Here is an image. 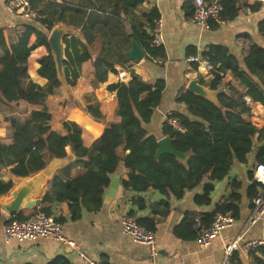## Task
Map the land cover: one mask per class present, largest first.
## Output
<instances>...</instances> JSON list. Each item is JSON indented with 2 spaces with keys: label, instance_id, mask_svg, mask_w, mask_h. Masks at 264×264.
<instances>
[{
  "label": "trees",
  "instance_id": "1",
  "mask_svg": "<svg viewBox=\"0 0 264 264\" xmlns=\"http://www.w3.org/2000/svg\"><path fill=\"white\" fill-rule=\"evenodd\" d=\"M30 1L35 7V0ZM219 1L230 19L238 14L239 0ZM143 2L78 0L70 6V20L80 23L81 33V36L70 34L62 37L65 56L63 70L66 83L72 85L70 92L64 85L56 83L54 77L35 85L27 69L30 52L42 44L46 46L47 53L40 56L38 62L56 74L47 36L54 23L58 19H65L66 14L58 17L54 11L43 15L42 9L37 8L38 16L35 19L39 25L16 18L7 25L10 26V33L15 35L12 40H7L5 36L6 26H0V92L16 105L29 102L28 106L33 108L27 111L24 119L14 115L5 116L11 127L12 140L8 143L0 140V168L10 166L13 173L26 175L43 167L47 157L65 156L67 146L74 152V159L57 168L48 181L42 199L48 205L38 209L45 214H51L50 205L55 201L68 203L73 220L81 216L82 208L92 211L100 209L103 190L109 185L111 175L120 162L126 168V177L121 180L124 189L143 192L152 188L166 197L172 195L181 198L186 191L203 183L202 191L193 198L198 205L211 203L215 181L228 174L234 161H245L248 152L254 147L257 146L256 161L264 162V146L257 145L264 140V126L257 127L247 120L245 115L249 113V107L243 98L247 93L252 100L260 101L264 106V47L252 40L241 60L219 43H209L199 52L215 67L210 78L200 76L199 82L218 90L217 102L188 89L180 90L175 101L183 103L186 111L171 109L161 122V132L171 138L173 147L182 152L189 151L184 157L169 152L156 154L158 138L145 126L162 99L165 82L161 77L147 80L131 72V77L126 81L109 82L107 89L115 92L114 114L117 119L108 121L104 129L103 122L93 120L86 114L89 111L100 118H110L114 99L113 95L110 98L96 95L98 85L88 76L86 62L82 64L83 72L80 75L82 54L92 58V71L100 82L107 80L109 72L117 73V66L127 69L131 59L126 50L131 46L132 36L149 58L161 62L164 57L163 46L150 43L160 12L156 6L145 7ZM259 3H254L251 9L255 10ZM258 29L264 34V17L258 21ZM32 33L36 39L29 43ZM89 45L95 50H89ZM195 53H198L195 47H187V55ZM226 71L232 72L235 79L246 88L245 91L230 82L221 86ZM76 101H79L84 111ZM38 105L43 106L35 108ZM64 111L70 116H64ZM170 117L176 118L184 130L174 128L169 122ZM1 126L4 127V122ZM94 136L97 137L89 145L83 144L82 138L88 140ZM75 166H80L82 172L71 176L70 170ZM250 178L246 195L251 209L252 198L259 192L260 185L252 173ZM12 186L11 179H0V195L8 193ZM229 186V193L216 201L210 210L186 211L181 221L174 226V233L182 239L195 238L198 231L194 220L196 214L201 215L204 226L212 222L218 211L228 212L234 219L238 218L240 182L233 179ZM136 200L139 207L144 206L141 196ZM162 203L164 211H168L169 202L164 200ZM33 210L38 212L37 207ZM28 215L19 211L9 216L22 219ZM136 219L154 231V224L149 218ZM247 252L257 264H264L263 246ZM99 262L112 264L106 257H102ZM232 262L245 264L238 250H234ZM46 264L71 262L67 256L56 254Z\"/></svg>",
  "mask_w": 264,
  "mask_h": 264
},
{
  "label": "crops",
  "instance_id": "2",
  "mask_svg": "<svg viewBox=\"0 0 264 264\" xmlns=\"http://www.w3.org/2000/svg\"><path fill=\"white\" fill-rule=\"evenodd\" d=\"M4 2L5 0H0V26H6L4 28L5 36L7 40H12L15 38V35L14 33H10V26L7 25L13 23L12 21L16 18L3 15ZM76 2L78 0H35L34 5L36 8L42 9L43 15H49L54 13V11L58 17L66 14L65 19H58L54 25L61 24L72 30L73 34L81 36L80 23L70 20L68 15L70 6H73ZM256 2L252 0H239L238 7L240 9L238 14L230 19L227 24L221 26L213 24L209 28H202L191 19L193 0H144L143 5L145 7L156 6L160 12L159 18L165 36V43L162 45L165 55L161 59V62H156V60L149 58L147 55L138 62L131 60L126 70L147 80H154L158 77L164 79L165 87L161 102L154 109L151 120L145 124L149 132L155 134L157 138L164 136L161 132V122L165 118L166 113L171 109L186 111L183 103L175 101V96L180 90L187 89V84L191 79L196 78L199 80L200 76H202L199 67L187 60L186 49L188 46L195 47L199 53L207 44L219 43L225 45L239 60L248 52L251 40L264 47V34L258 29V21L264 17V4L259 3L258 7L252 10L251 6ZM30 22L39 25L37 19L30 20ZM35 39L36 35L32 33L29 36L28 42L32 43ZM89 50L95 49L89 45ZM45 53H47V48L41 44L34 47L28 56L27 69L29 78L35 85L43 84L48 79L42 71V69H46L38 62V58ZM83 62L87 63L88 70L86 72L90 76V72L93 73L92 58L86 54H82L80 75L83 72ZM119 67L121 66H117V69ZM90 77L96 83H100V81L96 80L95 76ZM117 80V73H108L107 84ZM225 82L232 83L241 91H245L246 89L239 83L238 79H235L231 71L225 72L221 80V86H224ZM107 84L105 85L106 89L103 91L99 87L95 90L99 98H110L113 95L114 99L113 118L107 119L105 116H102L105 117L103 129L108 121L117 119V116L114 114L116 104L115 92L108 90ZM68 86L71 88L72 85ZM214 92L217 99L218 91ZM22 103L28 104L29 102ZM76 103L82 108L79 101H76ZM41 106L43 105H38L35 108H40ZM248 107L249 113L245 115L247 120L257 127L264 126V106L262 103L253 100V103L248 105ZM82 110L84 111L83 108ZM86 114L93 120L101 121L102 117L95 116L89 111H86ZM12 115L24 119L27 112L15 110ZM2 118L0 116V126L4 122L5 131L0 132V138L3 142L8 143L12 140L10 136L11 127L9 122L7 124L5 118ZM97 136L91 137L88 140L82 138V142L85 145H89ZM256 148L257 146L248 152L245 161H234L228 174L224 178L215 181L211 192L212 200L208 205H198L193 199L196 193L202 191L203 183L186 191L181 198H176L172 195L166 197L152 188L143 192L124 189L121 180L126 177V168L120 162L110 179L111 181L114 175L117 176L118 185L114 196L108 202H103L100 209L92 211L82 208L81 216L73 220L70 218L68 203L66 201H55L50 205L51 214L56 218H63L60 221L63 233L67 238L75 242L76 247H72L61 240L43 237L33 240L19 241L11 239L4 241L2 226L9 214L0 207V264H25L27 262L46 264L56 254L67 256L71 264H86L78 255L77 250L79 249L86 251L90 256L99 261L102 257H106L112 264H219L222 257L223 245L238 234H242V239L264 237V215L254 224L245 226L246 218L250 212L246 188L251 183L250 176L253 172V166L257 162L255 158ZM66 150V154L69 156L68 163L74 159V152L70 146H67ZM51 157H47L46 163ZM81 172L82 168L80 166L72 167L70 170L71 176H76ZM11 173L10 166L1 167L0 179L5 181L8 179L13 180ZM233 179L240 182L238 189L240 194V216L235 218L231 226L222 229L212 239L211 243L206 246H200L195 238L182 239L174 233V226L181 221L186 211L210 210L216 201L229 193V183ZM108 187L109 185L103 190V198ZM7 194L0 195V199L4 198ZM138 196H141L144 200L143 207L138 206L136 200ZM164 200L169 202L168 211H164L163 209L162 201ZM47 205L48 203L42 201L35 207L39 211L38 209L41 206ZM33 208H24L21 211L25 215H28L34 212ZM125 214H132L135 218L147 217L149 221L153 222L159 247V254L155 259L150 257L145 244L133 241L121 231V218ZM236 250H238L245 264H257L254 257L247 250L241 246Z\"/></svg>",
  "mask_w": 264,
  "mask_h": 264
},
{
  "label": "built area",
  "instance_id": "3",
  "mask_svg": "<svg viewBox=\"0 0 264 264\" xmlns=\"http://www.w3.org/2000/svg\"><path fill=\"white\" fill-rule=\"evenodd\" d=\"M259 1L264 4V0ZM3 15L6 17L18 18L22 21H29L38 16V9L31 4L30 0H5ZM191 19L202 28H209L212 24L225 25L230 18L224 13L223 5L219 0H193V12ZM150 43L154 46H162L165 43L164 32L161 27L160 18L156 19V26L152 34ZM187 60L195 62L199 67L200 73L205 78H210L215 70L214 65L199 53L189 54ZM131 77V73L124 67H119L117 78L120 81H126ZM247 105L253 103L249 94L243 95ZM169 122L174 128L184 130V127L176 118L170 117ZM252 176L260 185L259 192L252 198V207L246 218L245 226L254 224L264 215V162L257 161L253 166ZM195 226L198 227L196 242L200 246H206L211 243L212 239L224 228L231 226L235 219L230 213L216 212L212 222L204 226L201 222V215L196 214L194 217ZM121 231L129 236L133 241L143 243L148 248V253L152 259L159 254L156 234L140 223L132 214H125L121 218ZM2 237L4 241L11 239L33 240L35 238H53L66 242L72 247H76L75 242L65 236L61 222L52 214H45L38 211L30 213L26 218L17 219L8 216L2 226ZM245 250L253 249L257 246L264 247V237H253L242 239V234H238L232 240L223 245L222 257L219 264H233L232 254L239 247ZM79 257L86 264H100L99 260L90 256L84 250H77Z\"/></svg>",
  "mask_w": 264,
  "mask_h": 264
},
{
  "label": "water",
  "instance_id": "4",
  "mask_svg": "<svg viewBox=\"0 0 264 264\" xmlns=\"http://www.w3.org/2000/svg\"><path fill=\"white\" fill-rule=\"evenodd\" d=\"M70 34H73L72 30L61 24H56L51 28L47 36V41L55 62L57 78L65 87L69 86L66 83L63 70V60L65 56L62 37L64 35ZM126 54L132 61L138 62L147 55V52L132 36L131 46L126 50ZM187 89L196 94L202 95L213 102H217L216 93L214 91L218 90L208 88L206 85L200 83L196 78H193L188 82ZM0 103L10 109L17 110L14 102L8 101L1 92ZM101 121L105 122V117H102ZM157 143L158 146L156 149V154L169 152L178 157H184L189 153V151L182 152L175 149L169 136H162L158 138ZM258 146H264V140L258 142ZM68 157L69 156L67 154L61 157L52 156L43 167L33 173L26 175H18L11 171L13 187L9 190L8 194L4 198L0 199V207L10 215L15 212H19L24 208H32L39 205L46 194L49 179L57 168L67 163ZM117 185V176L114 175L103 198V202H108L114 196Z\"/></svg>",
  "mask_w": 264,
  "mask_h": 264
},
{
  "label": "rangeland",
  "instance_id": "5",
  "mask_svg": "<svg viewBox=\"0 0 264 264\" xmlns=\"http://www.w3.org/2000/svg\"><path fill=\"white\" fill-rule=\"evenodd\" d=\"M42 71L44 72V74L46 75V77H54L55 79H56V83H58V84H62L60 81H59V79L57 78V75L56 74H54V73H52L50 70H44V69H42ZM90 76H92V77H94L93 75V73L92 72H90V74H89ZM58 79V80H57ZM98 83V82H97ZM107 84V81H104V82H100V83H98V87L99 88H101V90L103 91L104 89H106L105 88V85ZM63 85V84H62ZM68 90H69V92H70V88L69 87H66ZM71 94V93H70ZM15 104V103H14ZM16 105V104H15ZM40 106V105H39ZM44 106H46V105H44ZM16 107H17V111H23V112H27V111H29L30 109H31V107H29L28 106V104H26V103H22V102H20V104L19 105H16ZM42 107V106H41ZM40 107V108H41ZM47 107V106H46ZM48 109V108H47ZM13 112H15V110H13V109H10V108H7V106H4V105H2V104H0V116L1 117H3L2 119H4L5 118V116H7V115H12V113ZM64 116H70V114L68 113V112H66V111H64ZM111 118H113V115L109 118V119H111ZM7 121V120H6ZM7 124H8V121H7ZM50 125V124H49ZM3 131H5V127H3V126H0V132H3ZM0 140L2 141V139L0 138Z\"/></svg>",
  "mask_w": 264,
  "mask_h": 264
},
{
  "label": "bare ground",
  "instance_id": "6",
  "mask_svg": "<svg viewBox=\"0 0 264 264\" xmlns=\"http://www.w3.org/2000/svg\"><path fill=\"white\" fill-rule=\"evenodd\" d=\"M1 104V103H0ZM3 105V104H2ZM5 106V105H4Z\"/></svg>",
  "mask_w": 264,
  "mask_h": 264
}]
</instances>
